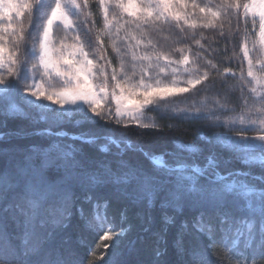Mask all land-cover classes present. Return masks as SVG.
Instances as JSON below:
<instances>
[{"label":"snow or ice","instance_id":"1","mask_svg":"<svg viewBox=\"0 0 264 264\" xmlns=\"http://www.w3.org/2000/svg\"><path fill=\"white\" fill-rule=\"evenodd\" d=\"M91 3L0 0V264H264V0ZM194 89L160 119L196 140L146 146Z\"/></svg>","mask_w":264,"mask_h":264},{"label":"trees","instance_id":"2","mask_svg":"<svg viewBox=\"0 0 264 264\" xmlns=\"http://www.w3.org/2000/svg\"><path fill=\"white\" fill-rule=\"evenodd\" d=\"M91 7L93 9V19L96 21L97 26L99 27L100 18L98 12L95 10V1L92 0ZM240 32H243V25L240 27ZM240 43L239 36H235L232 43H229L228 45H225L223 43L219 44V48L223 49L227 47L228 55H220L215 57L216 60L220 61V67H231L232 71L239 73V64L237 63V56L233 55L234 51V45H238ZM236 53L238 55V49L236 50ZM175 125L174 128L169 129L168 127H165V125L160 126L159 129H140L139 131L146 133L145 136H143V142L146 146H156L158 150H163L164 148H167L168 150H172V140L179 137L184 139L187 142H193L196 140L197 136V128L190 124H179L178 122L173 123ZM27 125V121H21V120H13L9 122L8 128L0 129V131H9V130H15L16 128ZM34 140L38 138H33ZM133 139H135V136H133ZM31 141L28 140H13L12 143L26 145L30 143ZM69 231H72L71 229ZM174 231V229H173ZM77 235H81L84 238L85 245L84 247H80L76 244ZM136 232L134 231L132 233V237L135 238ZM99 240V236L95 234L87 233L86 231L81 230L79 233L72 232V244L73 247L77 248L78 255L82 259L87 258V253L90 247L95 246L97 241ZM171 245V240H169V246ZM111 251V249H109ZM154 257V248H149L146 253V259L151 260ZM105 260L108 259L107 256L104 257ZM169 261H172L175 259L174 255H169L167 258ZM97 264H103V261H98Z\"/></svg>","mask_w":264,"mask_h":264},{"label":"rangeland","instance_id":"3","mask_svg":"<svg viewBox=\"0 0 264 264\" xmlns=\"http://www.w3.org/2000/svg\"><path fill=\"white\" fill-rule=\"evenodd\" d=\"M48 2L52 3V0H48ZM99 25H100V23H99ZM244 27L245 26L243 25V30H244ZM246 27L248 28L249 33H251V29H252L251 23H249ZM228 28H229V23L227 21H225V31H228ZM235 36H237V35H235ZM239 39H240V37H239ZM227 82L230 86H233L236 83V81H233L232 79H228ZM197 87H198V89H203V85H198ZM196 91L197 90L194 89V90L190 91L189 93L183 94L182 96L178 97L176 104H165L161 110V113H149L148 118H150L153 123L159 124L160 126L173 124L176 121L170 120V119H167V120L160 119V115L164 112H167L170 116L171 115V109H173V108L184 109L189 104H191L193 101H195L198 105H201L203 101L210 100L211 93H202L201 95L197 96ZM217 91H219V89H217ZM235 95L238 97L239 93H235ZM185 96L192 97V100L187 101L186 103H180L179 101L183 100ZM187 124L193 125L197 129L202 127V125L198 124V123H187ZM216 131H222V130L216 129ZM259 134H261L259 131H249V132L244 133V135H247L249 137H255ZM233 135H237V134H233Z\"/></svg>","mask_w":264,"mask_h":264}]
</instances>
